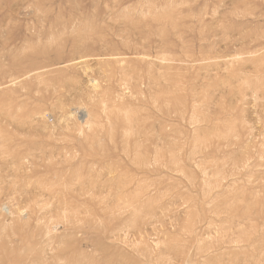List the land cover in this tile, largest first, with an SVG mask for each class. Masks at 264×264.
<instances>
[{
    "label": "rangeland",
    "instance_id": "374dc122",
    "mask_svg": "<svg viewBox=\"0 0 264 264\" xmlns=\"http://www.w3.org/2000/svg\"><path fill=\"white\" fill-rule=\"evenodd\" d=\"M0 264H264V0H0Z\"/></svg>",
    "mask_w": 264,
    "mask_h": 264
}]
</instances>
